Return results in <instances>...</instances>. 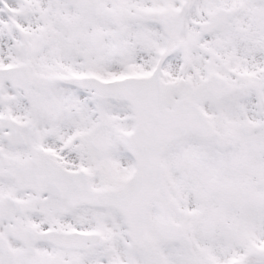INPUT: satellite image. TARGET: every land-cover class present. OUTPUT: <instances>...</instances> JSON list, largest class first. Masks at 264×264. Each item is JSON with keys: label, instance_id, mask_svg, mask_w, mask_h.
<instances>
[{"label": "snow or ice", "instance_id": "snow-or-ice-1", "mask_svg": "<svg viewBox=\"0 0 264 264\" xmlns=\"http://www.w3.org/2000/svg\"><path fill=\"white\" fill-rule=\"evenodd\" d=\"M0 264H264V0H0Z\"/></svg>", "mask_w": 264, "mask_h": 264}]
</instances>
